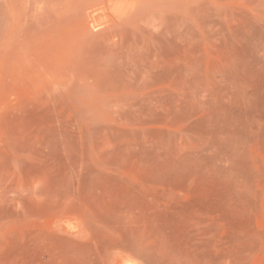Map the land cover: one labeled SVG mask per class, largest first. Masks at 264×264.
I'll use <instances>...</instances> for the list:
<instances>
[{
    "label": "rangeland",
    "instance_id": "374dc122",
    "mask_svg": "<svg viewBox=\"0 0 264 264\" xmlns=\"http://www.w3.org/2000/svg\"><path fill=\"white\" fill-rule=\"evenodd\" d=\"M0 264H264V0H0Z\"/></svg>",
    "mask_w": 264,
    "mask_h": 264
}]
</instances>
